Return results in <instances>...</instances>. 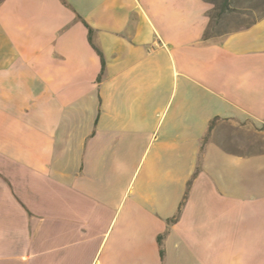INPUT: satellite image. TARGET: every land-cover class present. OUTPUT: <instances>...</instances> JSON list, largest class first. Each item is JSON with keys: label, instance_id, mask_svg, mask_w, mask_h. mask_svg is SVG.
<instances>
[{"label": "crops", "instance_id": "1", "mask_svg": "<svg viewBox=\"0 0 264 264\" xmlns=\"http://www.w3.org/2000/svg\"><path fill=\"white\" fill-rule=\"evenodd\" d=\"M0 264H264V0H0Z\"/></svg>", "mask_w": 264, "mask_h": 264}, {"label": "rangeland", "instance_id": "2", "mask_svg": "<svg viewBox=\"0 0 264 264\" xmlns=\"http://www.w3.org/2000/svg\"><path fill=\"white\" fill-rule=\"evenodd\" d=\"M254 1H256V0H254ZM259 1H261V0H259Z\"/></svg>", "mask_w": 264, "mask_h": 264}]
</instances>
